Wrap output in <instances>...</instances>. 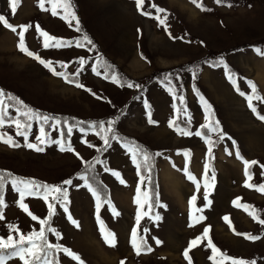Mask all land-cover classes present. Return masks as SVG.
I'll return each instance as SVG.
<instances>
[{
    "label": "rangeland",
    "instance_id": "rangeland-1",
    "mask_svg": "<svg viewBox=\"0 0 264 264\" xmlns=\"http://www.w3.org/2000/svg\"><path fill=\"white\" fill-rule=\"evenodd\" d=\"M197 2L210 11H201L192 0H144L141 9L137 8L136 0H71L79 19L80 30L77 31L75 20L70 17L68 21L62 19L64 13L60 9L61 15L57 16L50 11H41L37 6L38 0H20L15 15L11 13L9 0H0V14L17 26V33L20 31L18 26L32 25L25 32L27 48L42 59L51 61L56 71L67 73L74 81L65 82L37 60L19 51L18 34L0 23V89L13 93L42 116H47V112H68L80 117L104 116L101 121L107 122L123 106L115 126L143 140L156 153H161L155 155L158 183L157 203L153 210L144 202V180L141 183L139 179L135 187L137 175L125 144L111 139L109 146L98 154L104 159V165L97 163L96 168L107 187L108 199L119 213L114 215L108 204L102 203L99 219L115 235V246H109L100 234L95 200L85 182L73 173L82 163L76 153L85 160L95 150L84 141L97 146L103 142L99 136L91 129L82 132L74 125H67V128L72 126L71 135L61 142L65 146L70 144L74 152L61 151V144L53 142L59 141L58 119L54 117L46 123L33 120L27 142L44 149L36 152L26 147L24 137L16 135L14 126L0 128V133H6L20 145L10 147L0 143V168L17 177L61 185L67 189L68 213L79 223V227L73 225L68 213L57 205L50 223L60 238L48 233V240L78 254L83 264H121V261L125 264H189L183 252L188 249L191 240L202 236L208 226L209 237L219 253L210 259L212 250L207 247V239H201L189 251L191 264H214V261L215 264H231V260L222 259L221 253L224 257L264 264V224L249 215V211H253L259 220H264V193L255 187H245L246 182L254 186L264 184V175L261 174L264 172L261 167L264 165V121L257 119L240 94L251 93L247 81H252L259 95L264 97V55L257 51H264V0H222L220 4L215 0ZM153 4L166 12L157 13ZM45 7L50 5L46 3ZM142 10L150 15L141 14ZM156 16L160 19L166 17V24L161 25ZM37 24L43 31L58 38L62 46L44 48V37L35 31ZM85 36L92 44L87 43ZM253 41H258V45L249 44ZM78 43L80 46H77ZM226 49L228 51L223 52ZM81 58L84 59L83 65L79 63ZM219 59H223L234 75L236 86L227 79L223 65L214 66ZM105 62L112 66L109 77L114 73L118 82L114 83L93 71ZM61 63L66 67H61ZM181 64L186 67L161 72V78L165 80L170 74L176 96L184 97L183 104L179 99L175 104L173 96L160 80H152L142 87L141 82L135 80L152 70ZM193 68H197L195 78L190 70ZM99 70L104 71L103 68ZM75 83L85 87L78 88ZM129 83L134 87H127ZM200 96L211 105L210 121L213 126L218 121L222 130L209 133L203 128L202 132L210 135L215 142L211 157L204 153L205 139L194 134L197 128L207 123ZM254 104L264 115V103L254 101ZM174 105L180 109L179 121L186 123L185 127L179 124V128L191 132V135L178 134L169 127V121L174 119ZM149 110L155 124L148 123ZM8 111L15 117L14 108L10 107ZM42 124L48 126L46 132L49 135L45 143L36 140ZM54 124L56 128L52 127ZM221 134L224 135L223 140L219 139ZM182 149L189 152L187 171L200 183L199 190L184 172L186 151ZM237 151L243 160L258 162L248 168L250 179L245 176L243 161L236 157ZM194 152L197 161L193 169L191 161ZM205 163L209 164L207 181L203 176ZM166 166L179 177L167 170L161 172L164 194L159 172ZM105 167L118 172L125 183H120V179L111 171H105ZM171 177L180 183L178 187L171 185ZM68 179L73 181L72 185L63 184ZM205 183L208 184L210 201L207 206ZM138 186L141 188L140 205L134 202ZM193 195L197 196L192 208L193 217L205 218L199 222L189 216V200ZM237 198H241L238 201L240 205L252 208L246 211L243 207L234 206L233 201ZM4 199L7 207L3 209L5 219L0 220V237L9 235L7 224L18 226L24 234L39 231L38 222L31 220L17 206L19 196L10 184L6 186ZM23 203L37 217H47L48 208L43 199L26 197ZM197 208H203V211L198 212ZM138 211L141 218L137 226ZM156 215L160 217L158 221L153 219ZM225 216L229 217V222L223 219ZM190 223L194 226L190 227ZM134 227H137L138 240L142 237L147 241L151 252L136 255L131 244ZM235 233L251 234L260 239L252 241ZM13 235L16 236V233ZM157 239L161 243L157 244ZM56 256L57 264H79L62 252L56 253ZM7 264L22 262L14 258Z\"/></svg>",
    "mask_w": 264,
    "mask_h": 264
},
{
    "label": "snow or ice",
    "instance_id": "snow-or-ice-1",
    "mask_svg": "<svg viewBox=\"0 0 264 264\" xmlns=\"http://www.w3.org/2000/svg\"><path fill=\"white\" fill-rule=\"evenodd\" d=\"M215 2L217 4H220L222 2V0H215ZM19 3H20V0H9L10 10H11V13L13 15H15ZM46 3L48 5H50V7H45ZM143 3H144V0H136L137 8L141 9V6L143 5ZM192 3L196 4V6L198 8H200L201 11H210V9L205 8L202 3H198L197 0H192ZM37 6L40 8L41 11H50L53 16L61 15V13L58 11V9L62 10L64 14L61 15V18L66 20V21L69 20V17L72 20H75L76 25H77L76 30L77 31L80 30L79 29V19L76 16L75 11L73 10V5L71 3V0H38ZM228 6L231 7L230 4ZM152 7L155 8L157 13H165L166 12L165 9L159 8V7L155 6L154 4L152 5ZM141 14L150 15V13L143 11V10H142ZM155 19H157L161 25L166 24V17H165V19H160L159 16H156ZM0 23H2L4 28L11 30L13 33H17V26L10 24L8 19L3 14H0ZM18 27L20 28L19 33H17L19 36V40H18V44H17L19 51H21L22 53H25L27 56L37 60L40 64H42L45 68H47L50 72H52L53 75L63 78L65 80V82L74 83L73 80L69 79V76L66 73L56 71L55 68L52 66L51 61H46V60L42 59L39 55L35 54L34 52L30 51L27 48L26 43H25V32L29 28H31L32 25H30V24L29 25H20ZM35 31L37 33H39L40 36L44 37V43H43L44 48H49V47H57L58 48V47L62 46V43L58 40V38L53 37L50 34H48L47 32L43 31L38 24L35 25ZM84 39L87 41L88 44H92V41L90 39H88L87 36H85ZM173 39H175V38L173 37ZM52 41H55V43H50ZM77 46H80L79 43L77 44ZM257 51L261 55H264V51H261V50H257ZM79 63L81 65H83L84 59L81 58ZM217 65H223L224 66L225 75H226L227 79L234 86H236V80L234 78V75L229 71V69L227 68V65L224 64L223 59H219V60L215 61L214 66H217ZM60 66L66 67V65H64L63 63H61ZM99 68H103L104 71L101 72L99 70ZM111 68H112V66L105 62V63L99 65L97 68H93V71L97 75H103L104 78H106V79L110 78L112 80V82L116 83V82H118V77L114 73L111 75V77H109L108 73H109V70ZM190 70L193 73V77H195V75H196L195 69H190ZM165 80L167 81V84L165 85L166 90L169 92V94H171L173 96L174 100L179 99L180 103L183 104L184 103V97L183 96H180V97L176 96L175 88L171 83L170 74H168L165 77ZM247 83L251 89V93L245 94L244 92H241L240 94L245 97L249 109L257 117V119L264 121V115H261L258 112V109L254 104V101L264 103V97L259 95L257 88H256V85L252 81H247ZM75 86L78 88H84L85 87L84 85L79 84V83H75ZM127 87L131 88V87H134V85L129 83V84H127ZM135 87L138 88L139 85H135ZM86 90L91 91L90 89H86ZM237 90L239 91L238 87H237ZM194 91H196L198 96L200 95L197 89L194 88ZM93 95H95V94L93 93ZM200 100H201L202 105L204 106L205 120L207 122L205 125H202L201 127L206 128L209 133L222 132V130L219 128V122L218 121L215 122L214 126H213V123L210 121L211 105L208 104V102L202 96H200ZM145 103H146V107L150 108V106L147 105V102H145ZM10 107L15 109V112L17 114L15 117L10 115V113L8 111V109ZM174 109L177 113L180 111V109L176 108L175 105H174ZM21 117H23L24 119L22 120ZM54 119H55L54 117L42 116L39 112L30 108L28 105L24 104V102L22 100H20L19 98L13 96L10 93H5L3 89H0V128H4L5 126H8V127L14 126L16 129V135L24 137L27 148L33 149L36 152H42L44 150L42 147H39L37 144L27 142L28 141V131L32 127L31 121L42 120L46 123L49 120H54ZM58 123L59 122H57V124ZM64 123L67 124V121H65ZM148 123L149 124H155L156 123V121L152 120V118H151L150 110L148 112ZM113 124H114V121H111V120H109L107 122H105V121L88 122L89 128H91L94 131V133L97 136H99V138L103 141V146L105 148L107 146H109V144H110V137H111V139H118V137L116 136V134L114 132ZM105 125H107V126H105ZM52 127L56 128L57 125L54 124V125H52ZM169 127H172L174 130H176L178 132V134H181V135L188 136V135L192 134L191 132H189L187 130L179 128V126L175 123L174 119L169 121ZM81 131L83 132L84 129L81 128ZM67 132H68V135L70 136L71 132H72V126H68ZM194 134L196 136H201L202 138L205 139V143L208 145L207 155L209 157H211L212 148H213V145L215 143L211 139V136L206 135V134L202 133L201 131H196ZM48 135L49 134L45 131V128L43 126H41V128L39 130V135L36 136V140L40 141V143H45L47 141ZM60 135L63 136L64 133L61 132ZM219 139L223 140L224 135L221 134L219 136ZM53 142L61 144V147H60L61 151H73L74 152V149L71 147L70 144L65 146L61 141H53ZM84 142L87 144L88 147L96 148V150L98 152L102 150L101 148H97L95 145L88 144L87 141H84ZM0 143L7 144L10 147H20V145L18 143H16L13 140V138L11 136H8L6 133H0ZM125 146L128 148V151L131 153L133 163L136 164L138 175L140 174L139 170L141 168V164L137 163L138 157H142L144 164L147 166L150 163V161L152 160L153 155H161V153L149 154L146 150L136 146L134 144V142H132V141H127ZM229 154H231V153H229ZM76 155L79 159H81L82 163L84 164V171H85V174L79 175L78 178L85 182V186L87 187L88 191L91 193V195L93 196V198L95 200V207H96V212H97V221L101 225L100 230H101L102 237H103L105 243H107L109 246H115V235H114V233H111L110 231L106 230V228L103 225V222L100 221V219H99V211H100V208L102 206V203L106 202L108 204V206L112 209L114 215H119V213L115 211V207L111 204L110 200L103 201L101 199V195H100V191L98 190V187H93V185L88 182L89 178H88V175L86 174L90 170H94L95 164L100 163V161L99 160L84 161L82 157H79L78 153H76ZM184 155L186 157V165H187V157L189 156V152L186 151L184 153ZM236 157H237V159H241L243 161V163L245 165V176L249 177V179H250L251 177L249 175L248 168H249L250 164L256 165L258 162L257 161L249 162L247 160H243V158L239 154V151L236 152ZM261 167L264 168V165H262ZM105 171H111L112 175H114L118 179H120V183H122V184L125 183V181L122 178H120V174L118 172L112 171V170L108 169L107 167H105ZM208 171H209V164L205 163L204 173H203L205 181L208 180ZM184 172H185L187 178L190 181H192L196 185L197 190H199L200 189V183L197 182L196 178L193 175L188 173L187 166L185 167ZM261 174L264 175V172H262ZM143 180H144V178L141 176V183L143 182ZM212 180H213V182L215 180L214 172L212 175ZM9 184L11 186V189L15 193H17L19 196V199L17 201V206L22 211H24L31 218V220L38 222L40 227H39V231L33 230V231L29 232L28 234H24V233L20 232L18 226L13 225V224H7L6 226L9 230V235L6 238L0 237V264H7L8 260L14 259V258L19 259L22 262V264H57V261L55 260L54 257H55L56 253H60V252L71 257L72 259L78 261L79 264H83V261L80 260V257L78 254L73 253L70 249L63 247L62 245L52 244L48 240V233H52L57 238H60V234L55 230V228H53L51 226L50 221H51L52 216L55 214V209H56L57 205H60L63 208L65 213H68L67 205H68L69 201H68L67 189L62 187L61 185H49L47 183H39V182L35 181L34 179H25V178L17 177L14 174H12L11 172H8L7 170H0V220L5 219V217L3 215V209L5 207H7V204H6L5 199H4V192H5L6 186ZM63 184L64 185H72L73 181L71 179H68V180L63 181ZM204 187H205L204 199L206 201L205 206H207V204H210V201L208 200V192H207L208 184L205 183ZM245 187H255L256 190H258L261 193H264V184H261L259 186H254V185H251V184L246 182ZM136 192H137V195L134 198V202L137 205H140L141 204V199H140L141 188L139 186L137 187ZM143 196H144V202L148 203L149 208L151 209L152 205H151V203H149V201H150L149 192L145 191L143 193ZM26 197H35V198L43 199V201L45 202V204L47 205V208H48L47 217L46 218H39L36 215H34L29 210L28 206L23 203V201ZM240 199L241 198H237V200L233 201L234 206L243 207L246 211H249V209L252 208V206L240 205L238 203V201ZM196 200H197L196 195H193L191 197V199L189 200V207H190L189 216H190V219H195L196 222H199L205 218L203 216L196 217V218L193 217L192 208H193ZM160 206H162V205H160ZM196 211L202 212L203 208H197ZM249 215L252 216V218L254 220H257L258 223L264 224V220H259L258 216L253 211H249ZM140 218H141V213L138 211L137 216H136L137 226L139 225ZM68 219L73 225H75L76 227H79V223L72 218L70 213H68ZM153 219L158 221L160 219V217H159V215H156L155 217H153ZM223 219L226 222H229L228 216L223 217ZM189 226L192 227V226H194V224L190 223ZM145 231H147V230L145 229ZM233 231H235V230L233 229ZM209 232H210V226L205 227V229L202 233V236L196 237L193 240H191L189 243L188 249H185V251L183 252L185 259L189 260V264H191V260L189 257V251L193 247L197 246L198 241H200L201 239H207V247H209L212 250L213 255H212V257H210V259H214V257L217 255V253H219V249L216 248V246L213 244L211 238L209 237ZM13 233H16V236H14ZM235 234L244 235L246 239H249L252 241L260 239L259 236H253L251 234H242V233H235ZM156 243L159 244V243H161V241H159L157 239ZM131 244H132V247H133L136 255H138V256L142 252H151L152 251L151 247L147 246V241L143 240L142 237L139 238V240H138L137 227H134L132 229ZM220 255H221L222 259L231 260V264H255V261L249 262V261H245L244 259L224 257V254H222V253ZM121 264H125V262L121 261ZM214 264H215V261H214Z\"/></svg>",
    "mask_w": 264,
    "mask_h": 264
},
{
    "label": "trees",
    "instance_id": "trees-1",
    "mask_svg": "<svg viewBox=\"0 0 264 264\" xmlns=\"http://www.w3.org/2000/svg\"><path fill=\"white\" fill-rule=\"evenodd\" d=\"M258 43H259L258 41H253V42H251L249 44L252 45V46H257ZM235 47H237V46H235ZM226 51H228V49L223 50V52H226ZM176 67L179 70H181V69H184L186 66L183 65V64H181V65H177L175 67H166V68L161 69V70H152L148 74L140 77L141 79L136 78L135 80H139L141 82L140 83V86L141 87L144 86V85H146L148 82H150L152 80H160V83L163 85L164 88H166L165 85L167 84V82L161 78L162 77L161 72L172 71L173 68H176ZM193 69H195V71H196V75H195V77H196L197 76V68H193ZM192 75H193V73H192ZM195 77H193V78H195ZM4 92L5 93H10V94H12L14 96V94L11 93V92H9V91L4 90ZM174 101H175V104L177 105L178 104L177 99H175ZM123 109H124V107L123 106H120L117 109L116 113L119 114ZM118 114H116V116H114L112 118V120H111V121H114L113 129H114V132H115L116 136L118 137V139H114V140H116L117 142H122L124 144H126L127 141H132V142H134V144L136 146H138L139 148H142V149L146 150L149 154H155L156 153V150L152 146H150L149 144H147L143 140L139 139L135 135H132L130 133H126V132H123V131L119 130L115 126V120L118 117ZM46 115L47 116H50V117H56L58 119V122H59L58 123L59 141L65 140V138L68 136L67 125H74L77 128H79V129H81V128H83V129H91V128H89L88 122H99V121H101L102 119L105 118L104 116H100V117H80V116H77V115H74V114H70L68 112H60V113H50V112H47ZM21 119L23 120L24 118L21 117ZM174 120H175V123L177 125L180 124V125H182L184 127L186 126V123H184V122L182 123V122L179 121V112L178 113L176 111L174 112ZM65 121H67V124L64 123ZM41 126H43L45 128V131L48 130V126L46 124H42ZM41 126H40V128H41ZM203 130L204 129L202 127H200V128H197L196 131H201L202 132ZM61 132L64 133L63 136L60 135ZM199 137H201V136H199ZM110 140H111V137H110ZM96 147L97 148H101L102 150L98 152L96 150V148H95L92 156L88 157L84 161L99 160L100 161L99 164L104 165V159L101 158L100 156H98V154L101 153L105 149V147L103 146V142L100 143L99 145H97ZM182 150H185V149H182ZM207 152H208V146L206 145L205 150H204V153H207ZM129 154L131 156V153L130 152H129ZM131 162L134 165V168L136 170V174L138 175L137 167H136V164L133 163L132 157H131ZM137 163H140L141 164V168L139 170L140 174L138 175V177H139V179H141V176L144 177V183L146 185V191L149 192V194H150V201H149V203H151V205H152V207H151L150 210H153L155 204L157 203V198H156L157 185H156V180H155V172H156L155 155L152 156V160L150 161V163L147 166L144 164V162L142 160V157H138ZM186 166H187L186 165V157L184 156L183 168H185ZM0 170H6V169L0 168ZM73 173L74 174H77L78 176L81 175V174H85L84 164L81 163L76 168V170L73 171ZM244 173H245V165H244ZM86 174L88 175V178H89L88 179V182L90 184H92L93 187H98V190L100 191L101 199L103 201H108L109 200L108 199V190H107L106 185L103 183V181L100 178V172L96 168V164H95L94 170H90ZM139 182H140V180L137 181V183L135 184V187L137 186V184H139ZM148 206H149V204H148ZM100 221H102V220L100 219ZM103 225L106 228V230L109 231V229H107V227L105 226L104 222H103ZM98 227H99V230H100L101 229L100 223H98ZM100 234H101V230H100ZM54 258L57 261L56 254H55V257Z\"/></svg>",
    "mask_w": 264,
    "mask_h": 264
},
{
    "label": "crops",
    "instance_id": "crops-1",
    "mask_svg": "<svg viewBox=\"0 0 264 264\" xmlns=\"http://www.w3.org/2000/svg\"><path fill=\"white\" fill-rule=\"evenodd\" d=\"M195 153V152H194ZM196 161H197V154L195 153L194 155H193V159H192V161H191V166H192V168L194 169L195 167H196V165H195V163H196ZM135 169V168H134ZM163 170L165 171V170H167V171H170L171 173H173V174H175V175H177L173 170H171V168L170 167H164V168H162L161 170H160V172H159V174H160V186H161V189H162V191L164 192V187H163V185H162V178H161V172H163ZM135 173H136V170H135ZM137 175V174H136ZM178 176V175H177ZM179 177V176H178ZM138 179H139V177H138V175H137V178L135 179V182H134V184H136V182L138 181ZM155 180H156V185H157V170H156V172H155ZM117 194V193H116ZM164 194H165V192H164ZM120 200V199H119ZM124 205V204H123ZM124 206H126V205H124Z\"/></svg>",
    "mask_w": 264,
    "mask_h": 264
},
{
    "label": "bare ground",
    "instance_id": "bare-ground-1",
    "mask_svg": "<svg viewBox=\"0 0 264 264\" xmlns=\"http://www.w3.org/2000/svg\"><path fill=\"white\" fill-rule=\"evenodd\" d=\"M167 180V179H166ZM171 185L176 188L180 185V183H178L177 179L175 180L174 177H171Z\"/></svg>",
    "mask_w": 264,
    "mask_h": 264
}]
</instances>
